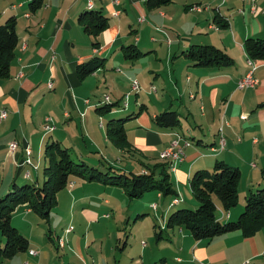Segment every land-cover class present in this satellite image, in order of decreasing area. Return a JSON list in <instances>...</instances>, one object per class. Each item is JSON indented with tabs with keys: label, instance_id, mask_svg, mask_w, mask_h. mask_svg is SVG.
Returning <instances> with one entry per match:
<instances>
[{
	"label": "crops",
	"instance_id": "1",
	"mask_svg": "<svg viewBox=\"0 0 264 264\" xmlns=\"http://www.w3.org/2000/svg\"><path fill=\"white\" fill-rule=\"evenodd\" d=\"M29 1L0 0V23L14 15L19 34L10 76L0 78V115L2 111L7 112L0 120V132H4L0 135V169L2 166L8 168L4 171L0 196L15 182L39 183L38 170L44 162L43 145L49 140H58L70 147L78 159L87 158L103 164L99 151L95 150L104 152V149L96 146L93 135L97 132L99 113L96 108L107 101L106 97L104 101H92L90 96L104 88L105 83L110 84L113 94L106 95L109 102L120 103V98L128 93L131 94L130 101L127 105L123 103V107L118 104L106 115L99 114L102 121L106 116L111 119L132 113L129 120L134 121L126 129L127 135L130 130L137 129L146 136L159 137L156 143L161 144L160 151H148L158 157L178 134L191 142L186 148L185 159L177 163L175 170H170L177 193L174 197H166L157 192L155 199L161 200V206L153 202L159 215L161 211L162 228L165 227L161 229L160 243L166 241L167 249L173 248L174 254L169 258L159 252L146 258L143 252L141 264H159L161 261L168 264H264V226L251 237L234 231L201 240L183 227H166L168 215L176 207L198 206L197 199L182 190V181L190 182L197 170L212 169L216 160L238 166L248 188L264 185V165L258 167L252 159L255 157L264 164V60H250L245 50L247 38H264V0H174L154 9L147 8L145 0H119V4L111 0H45L35 13L30 11ZM89 4L109 18L108 28L97 38L84 32L79 21ZM195 5L201 6V10L193 8ZM115 11H118L117 15L113 14ZM132 12L138 15L137 24L129 15ZM94 42L99 45L94 46ZM194 44L220 47L234 58L235 64L221 68L195 66L183 54ZM129 45H135L142 55L127 59L125 47ZM97 56L104 59V65L80 79L78 65ZM250 63L256 66L254 76L258 84L240 89L238 81L249 72ZM135 80L139 82L138 90L133 89ZM152 80L161 85V90L158 87L153 90L152 83L149 86ZM50 83L53 87L48 86ZM129 87L130 91L125 92ZM133 95H136L135 103L131 101ZM84 97L86 102L82 101ZM168 109L176 110L180 116V126L174 129L161 128L153 122L155 115ZM29 114L34 120L41 117V128L46 116L54 119L55 128L39 141L37 156L36 145L29 139L24 123ZM100 127L104 128V122ZM188 134L195 136L191 137L194 141ZM106 140L112 143L107 135ZM222 140L225 141L224 148H221ZM11 142L18 144L14 152L9 148ZM146 142L147 148H155L150 145L155 144L150 139ZM117 151L126 152L119 148ZM132 151L143 155L138 149ZM104 155L106 164L111 165L109 162L113 161L109 155ZM32 157H36V165ZM31 166L36 168L35 177L29 169ZM145 171L147 169L143 168L140 173ZM67 187L57 195L65 202L70 200V211L77 208L79 214L72 217L73 222H78L85 212H89V221L93 223L116 208L112 200L116 188L108 184L78 177ZM176 197L181 200L174 203ZM241 204L229 211L219 208L217 217L225 222L235 220L244 209V203ZM19 209H22L23 223H29L28 216L35 212L24 204L12 215L13 225L29 240L28 258L33 264H54L50 262V254L37 250L31 236L15 221ZM67 228L63 234L66 244L60 247L58 242V246L71 252L66 253L70 257L65 256L70 259V264H111L103 255L89 258L72 253L71 249L79 242ZM32 249L38 253L30 254ZM75 255L76 259L73 258ZM115 261L113 264H118ZM125 263L128 264V259ZM26 264H30L29 261Z\"/></svg>",
	"mask_w": 264,
	"mask_h": 264
},
{
	"label": "trees",
	"instance_id": "2",
	"mask_svg": "<svg viewBox=\"0 0 264 264\" xmlns=\"http://www.w3.org/2000/svg\"><path fill=\"white\" fill-rule=\"evenodd\" d=\"M44 1L30 0L28 4L30 11L34 13L38 11L44 5ZM173 1L145 0V4L147 8L154 9ZM79 21L84 31L94 38L109 26V18L90 4L88 10L80 15ZM18 44L17 19L13 15L4 23H0V78L10 76ZM93 45L97 46L99 43L94 42ZM245 50L250 60H264V38H247ZM183 54L193 65L199 67L221 68L235 64L234 58L228 52L212 44L191 45ZM140 55L142 52L135 45L125 47L127 59H136ZM103 65L104 59L93 57L78 65V76L84 79ZM118 104L119 102L112 103L107 100L98 105L96 110L99 114L106 115ZM132 116L131 113L127 117H113L107 122L106 135L120 150L134 149L125 127V122ZM153 122L158 127L174 129L180 126L181 120L176 110L168 109L155 115ZM46 156L49 158V165L44 169L46 180L42 184L15 182L6 195L0 196V231L5 242L4 246H0V261L11 259L29 248L28 238L12 223V214L16 209L26 204L40 218L48 220L51 209L57 203L58 192L67 187L73 177L121 186L131 197H141L150 190H157L164 195L177 193L171 178L169 160H165L168 163L157 164L153 169L138 174L123 171L113 165H108L107 170L103 171L104 169L100 167L89 165L84 159H79L80 163L76 162L77 160L72 158L71 148L62 145L58 140H49L46 143ZM241 176L238 166H232L224 160H216L212 169L197 170L190 178V187L198 206L174 209L168 215L167 229L183 227L197 240L212 239L234 231H241L244 237L254 236L264 226V185H259L246 196L244 209L237 220L225 222L217 217L219 208L229 211L237 206ZM162 234L161 230L157 235L161 238Z\"/></svg>",
	"mask_w": 264,
	"mask_h": 264
},
{
	"label": "rangeland",
	"instance_id": "3",
	"mask_svg": "<svg viewBox=\"0 0 264 264\" xmlns=\"http://www.w3.org/2000/svg\"><path fill=\"white\" fill-rule=\"evenodd\" d=\"M129 15H131L130 17L133 20H135L137 24L138 15L135 12H132ZM5 21L6 20H4L2 23H4ZM161 78L162 79L165 78L164 74H162ZM151 83L154 85L152 87L153 90H155V87L156 89L158 87L159 90H161L162 87L161 85H159V83L156 82V80H152L149 83V86L151 85ZM103 87L104 88H101L97 93L95 92L92 96H90V99L92 101L97 100V102H99L105 99L106 95L113 94V90L111 89L112 87L110 84L105 83ZM129 91H130V87L127 90H125V92H129ZM130 95L131 94L128 93L125 94L123 99L120 98V103H119V106L121 105L120 107H123V103L125 102L129 103ZM154 95H156V93H154ZM86 99L87 98L84 97L82 101L85 100L86 102ZM113 99H115L114 95H113ZM135 99H136V95L135 96L133 95V97L131 98L132 103H135ZM107 100L108 98H106L105 101ZM142 101L143 100H141L138 103V108L140 107ZM137 111H139V109ZM42 112L44 113V109H42ZM123 112H125V110H123ZM121 115L122 117L129 116L126 114H121ZM40 118L41 117H37L34 120V117L32 118L29 114V116L24 119L26 131H29L28 133L29 139L31 141H34L36 145L35 156L38 155L39 141L43 138V135L45 136V134L47 133L44 126V122L42 124V128L39 124ZM108 119L109 118L106 116L102 121L101 116L97 114V120H98L97 132H95V134L93 135L95 142H97L96 146L98 148L104 149V152L101 149L95 150L96 152L99 151L100 159L102 158L104 163L99 164L98 162L96 163V161L94 160H93L94 162H91V160H86L87 158H84L89 163V165L100 167L101 169H104L103 171H106L108 168V164H106L105 162L104 153H107L109 155L111 161H113L109 163L114 167L120 168L121 170L126 172H133L137 174L140 173V171L143 168L151 170L154 168L155 165L167 162L163 158H161L160 155L158 157L156 153L150 154L148 152V151H158V150L160 151L161 147L159 146L161 144L156 143L159 141V137L155 135H151L152 137H154V139L152 140V137L150 135L146 136L143 133V131L140 130L138 131L137 129L130 130L128 132V137L130 142L134 146L133 147L134 150L137 149L140 150V152L144 156L141 154H137L136 152L133 151H128V152L126 151L123 153H121V151H117V147L113 143H108L106 140V124ZM52 120L54 121L53 118ZM132 121L134 120H127L125 122L126 129H128L133 125L131 123ZM102 122H104V128L100 127V124ZM17 128L19 129L20 132V127ZM33 128L35 130L34 132H32ZM54 128L55 127H53L49 131L54 130ZM3 133L4 132H0V135ZM188 135L190 137H195L193 134H188ZM147 138L150 139L152 143H155V144H150L152 146H155V148L146 147ZM14 143L16 144L17 142ZM11 151L14 152L15 149L11 148ZM43 152H44L43 153L44 162L41 165L40 169L38 170V174H39L38 181L40 184H42L43 181L46 180L44 169L46 166L49 165V158L46 156L45 142L43 145ZM71 155L74 160H77L76 162L79 161L78 157L76 156L77 154H75L73 151H71ZM146 155L151 156L152 158L149 157L147 158L145 157ZM32 159L34 165H36L37 164L36 157H32ZM252 159H254L258 167L264 165L262 160H258L255 157ZM252 161L253 160H250L249 163H252ZM5 169H8L7 166H2L0 169V186L4 179ZM29 169L30 171L33 172V177H35L36 168H34V166H31ZM77 179H78L77 177L72 178V180L74 181ZM8 182L9 180L6 181V183ZM31 183H37V182L30 181L29 184ZM108 185H110L113 188H116V191L112 194V200L115 202L116 208L114 210L110 209L108 211L109 214H106L105 218L101 217L100 220H94L93 223L89 221V218H91V216L88 215L89 212H85L84 216L81 217V219L78 222L71 221L72 217L74 218L75 214L78 215L79 212L76 207L75 210L72 209L70 211V207H69L70 200L67 199L66 202L63 200V198L60 200L59 195H57V203L51 209L50 218L48 220L40 218L36 213H32L30 216H28L29 223H23L24 221H22V216L20 215L22 209H19L17 211L18 214L15 215L17 216L15 217V221L19 222L20 225H22L21 228L23 229L24 233H26L28 236L29 235L31 236V239L33 241L32 244L37 250H41L44 254L47 253L50 254L51 256L50 262L54 264H70L69 263L70 259L68 258L70 256L66 255V253L71 254V252L68 251V249L64 250L65 248L62 249L58 246L59 239L61 238L65 239V236L63 234L67 227L72 228L71 230L73 231L72 236H77L79 242L78 246L76 248L71 249V251L72 253L76 254L78 257L87 256L91 258V257H99L103 255L107 257V260H109L111 264H113L114 259L116 260L115 263L118 264L122 262L123 264H126L125 263L126 259H128V264L129 263L131 264L132 260H134L133 264H141L143 252H145L146 258H149L154 254H158L159 252H163L162 254L163 256H168L169 258H171L172 254H174V249L173 248L167 249L169 244L166 241L160 243L161 239H159L157 235L161 231V229L165 228V227L162 228L164 223L162 220L163 218L161 211L159 215L157 213V209L155 210L154 209L155 207L152 208L153 202H157V200L155 199V195L159 191L150 190V191H146L141 197H131L123 187L118 185H111V184ZM173 185L175 186L174 182ZM182 187H184L182 188V190L185 193L190 192L191 195H193L189 181L187 182L182 181ZM248 187H249L248 182L246 181L245 177H242L239 184V202L237 206H235L234 208L238 207L241 204V202L244 203L245 205L244 197H246L251 191L258 188V186L253 188H248ZM244 189H246L245 192ZM162 195L166 197L167 196L174 197L175 194L164 195L162 193ZM157 203L161 206V200H159ZM183 207L184 206H180V208ZM237 219L238 218H236L235 220ZM0 239H1L0 246H4L3 243L5 242L3 240L4 238L1 234V231H0ZM64 244H66L65 240H64ZM28 254H29L28 251L19 252L11 259H1L0 264H26V261H29L30 264L31 263L33 264L31 258L30 257L28 258L29 256ZM76 255L73 258L76 259ZM45 264H47V262ZM159 264H168V263L161 261Z\"/></svg>",
	"mask_w": 264,
	"mask_h": 264
},
{
	"label": "built area",
	"instance_id": "4",
	"mask_svg": "<svg viewBox=\"0 0 264 264\" xmlns=\"http://www.w3.org/2000/svg\"><path fill=\"white\" fill-rule=\"evenodd\" d=\"M113 3L115 4H119V0H111ZM195 9L197 10H201V6H194ZM114 15L118 14V11H115L113 13ZM251 69L249 70V72L242 77L239 81H238V87L240 89H247L250 87H255L258 84V79L254 76V70L256 69V66H254V64L250 63ZM48 86L53 87V84L50 83ZM133 89L134 90H138L139 89V82L137 80H135L133 82ZM106 98H109L108 96H106ZM125 105H127V102H125ZM7 116V112L6 111H2L1 115H0V120L5 118ZM246 116H244L245 118ZM44 126L46 131L48 132L49 129L55 127V125L53 124V120L51 118V116H46L44 118ZM225 145V141L222 140L221 141V148H224ZM14 146V142H11L9 144V148L11 150V147ZM188 147V141L184 140L181 138V136H177V138H174L170 144L160 153V156H167L169 157V164H170V170H173L176 168L177 163L182 162L185 157H186V148ZM28 153H30V150H27ZM28 163H31L30 160H27ZM181 199H179L178 197H176L174 199V203L179 202ZM152 207L156 208V204H153ZM108 216V215H107ZM72 230V228H68L67 232H70ZM59 246L60 247H64V239L61 238L59 239ZM38 252L34 249L30 250V254L32 255H36ZM204 264V263H202Z\"/></svg>",
	"mask_w": 264,
	"mask_h": 264
},
{
	"label": "bare ground",
	"instance_id": "5",
	"mask_svg": "<svg viewBox=\"0 0 264 264\" xmlns=\"http://www.w3.org/2000/svg\"><path fill=\"white\" fill-rule=\"evenodd\" d=\"M51 129H52V128H51ZM51 129H49V130H51ZM49 130H48V131H49ZM190 143H191V142H190ZM190 143L188 142V144H190ZM16 147H17V143H16V144L14 143V146H12L11 148H12V149H16ZM161 158H163L164 160H169V157H167V156H161Z\"/></svg>",
	"mask_w": 264,
	"mask_h": 264
}]
</instances>
